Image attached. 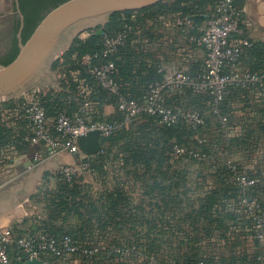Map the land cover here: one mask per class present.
I'll return each mask as SVG.
<instances>
[{
  "label": "trees",
  "instance_id": "1",
  "mask_svg": "<svg viewBox=\"0 0 264 264\" xmlns=\"http://www.w3.org/2000/svg\"><path fill=\"white\" fill-rule=\"evenodd\" d=\"M65 1L67 0H17L18 9L24 16V27L21 32L22 42L25 43L30 38L38 24L51 10ZM169 1L170 0H163L154 5L139 10H128L120 13H114L107 25L103 27V35H97V29H89L88 31H86L88 36L85 38L81 37V34L78 35L73 40L70 47L51 65L52 70L58 69L59 72L62 73L60 86L61 89H50L47 92L43 91L42 93H40L42 95L40 96L41 98L39 102L45 108L47 116L55 119L60 114H73L79 111L80 106L84 100L83 96L81 97V99L77 97V92L79 88L82 87L81 81H84V85L86 84V86L90 87L92 93L87 95V97L90 101H97L99 108H103V105L106 102H113L111 101L112 99L108 97L109 95L107 91L98 84L95 77L90 73L91 67L95 66L98 61L92 60L91 63L86 64L83 58L87 54H94L102 48L103 37L105 34L115 35L123 29L125 25V20L123 19L124 16L129 17L128 22L132 24L134 31L136 25L145 24L147 19L156 20L159 18V16L166 15L167 11H165L164 7L168 4ZM175 2L176 3L174 4V6L177 7L175 8V10H177L178 12H182L180 15H194L206 13L208 9L204 11L205 6H211L214 3V0H175ZM182 3L183 5H181ZM131 15H135V18L131 19ZM20 26L21 18L17 23L16 30L8 52L2 59L0 64H10L19 54L20 38L18 34L20 32ZM133 31L130 33L125 46L120 48L119 52L113 57V59L116 63L117 79L119 80V82L120 76L123 78L124 82L127 81L130 83L135 82L133 80L134 76H139L140 79L143 77L141 79V84H144V90L142 92L128 93L125 92L121 87L124 94L128 96L131 95V97H139L145 91L149 82L157 79L158 74L156 71V67H154V70L153 68L149 69L146 62L141 59L142 55L140 53H136L134 49L132 50V47L130 46V40ZM242 61L249 70H264V41L253 40L252 47L244 53ZM146 72L148 75H145ZM133 88L134 87H132L131 89ZM235 88L238 87H231L229 88V90ZM184 92H186V90L183 91V93ZM228 94L229 93L226 94L221 106L223 112L226 113H229L228 111H230L226 106L228 105V102L232 101L233 99V97H231V95L229 96ZM113 99L116 100V98ZM209 99L210 105L211 98L209 97ZM177 100L178 103L183 105L182 103H184V100H186V96H182V98ZM180 100L182 102H179ZM19 101L22 103L23 107L26 99L22 98L19 99ZM193 101L190 100L189 102H192L193 104L197 103V101ZM202 102H205V99L202 101L200 100V103ZM115 104L117 108V101H115ZM196 106L198 105L196 104ZM11 107V102H9L7 104V108ZM64 110H68L69 112ZM200 110L203 111L204 109ZM118 111L120 112V110ZM259 112L251 115V118L247 120L246 132L236 137L232 136L229 142H226L222 136V133H220L218 134L219 141L215 139L212 148H210L211 145L206 146L208 150L215 151L218 156L216 164L217 169H210L208 173L209 182L211 183L212 189L209 195H207V197L204 199L206 200V203L202 204L205 207L203 206V208L195 210V213L191 215H183V217L179 218L176 216H169L165 214L166 212L164 211H162V214L158 217H156L157 213L150 212V217L146 218V220L142 222L147 228L146 233L149 234V241L145 243H134L132 245H135L137 248L138 244H140L142 247L147 248L150 251L154 249H160V240L155 236L152 237V235L163 234L171 231L174 232L175 230L181 231V233L185 234L189 232V229L187 228H193L198 238L196 240L197 243H199V241L203 239H205V241L209 239L208 241L210 242L211 237L209 235L213 233L222 234L223 237L228 232L232 233V238H230V241L233 238L235 239L234 246L237 245L239 247V258H236L237 253L235 257L228 259L227 262L215 256H206L204 258H186L184 261H182L179 257H173L172 260L176 261L179 264H195L199 260L203 259L207 260V263L209 264L215 258H219L224 263L232 264L236 261L244 262L250 259H254V257L257 256V254L259 253V244L254 236L252 223L243 211V208L240 204L242 193L236 181L234 180L233 173L226 164V161L229 158L232 159L229 156L231 154L241 153V155L245 157L253 154L251 151L252 148L250 147L253 145L256 146L261 141L264 145V109L260 110ZM22 116L24 117L23 110ZM145 116L147 118V122L141 124L135 130L128 131L125 129H119L110 136H104L101 141L103 145L102 151L94 156H90L91 168L96 171L102 170L95 169L96 166L98 168H102L103 166H105V161L100 160V156L106 150V146L113 147L114 145H118L119 147H122V142H129V144L131 145V151L134 153L135 157H139V155H146L148 153H150L151 155H157L160 153L159 155L162 156V154H164V147L165 145H167L168 141L176 137L179 139L183 138V135L187 131L186 123L183 120L175 123L172 126H166L163 125L160 122L159 118L156 116ZM99 118L93 117L92 120H99ZM206 119L208 124H210L211 119H209L207 116ZM157 121L160 122V127L156 125ZM27 122L29 123L30 128L27 127ZM216 128L217 130H219V126ZM4 130L6 132H3ZM0 131V151L3 149H7V151H11L12 153L29 154L31 153L33 148H35V145L30 142V138L33 135V126L31 122L25 117L23 123H20L16 127H8V129L1 128ZM179 143L182 144V142ZM217 144H222V146H224V149L227 151V154L229 152V155H227L226 157H224V155H221L218 150L215 149ZM1 152L0 157L2 154ZM137 159L141 158L139 157ZM236 163L241 167V169H243L240 161H236ZM255 169H264V155L259 158L258 165L255 167ZM168 170L169 169H164L163 164L160 167H154L153 164L151 165V168L148 169V171L150 172L151 180H149V191L146 193V195L144 194L145 198H149V200L155 201H166V199L170 198V194L168 195L164 190H169V187L180 186L181 182H175L173 176H169L170 174ZM155 174H158L160 177L158 178ZM47 175H49L48 172ZM58 175L63 182H61L60 184L58 183V186L55 189L51 190L49 200L47 201L48 203H46L45 207L49 222L53 224L57 221L67 222L69 217H76L77 219L82 221V224L80 226L81 229H77V226H75L76 228H73L74 226L69 225L68 230L61 228L62 231H60L59 227H55L52 229L42 228L43 230H46L57 236L69 234L77 240L78 238H81L83 240L84 236H86L87 234L89 236L95 235L96 231H101L102 234L110 233V225L114 223L118 224V222L121 219H124L126 215H130L131 208L130 211H127V213H123L122 211L124 210V196H122L121 194L112 196L108 195L107 197H103L102 199H99L100 203H95L94 201H86L84 198L85 196L81 193L80 187L76 185V180H78L80 177L75 178L72 181H68L59 173ZM250 176L254 177L253 175ZM201 179L199 178V180H197V184L201 185L204 183V181H202ZM70 182H74L75 184L70 186ZM165 186H167V188L163 189V187ZM159 187H161V189ZM156 189L159 190V193H155ZM40 193H42L41 190L38 194L40 195ZM38 194L36 196L34 195V198L37 197ZM249 195L264 197V177H262L261 180L259 178L257 185L249 190ZM227 201H230V203L233 204V208L231 210L226 209ZM135 207L137 208V206ZM128 218L131 226L136 227L138 225L137 210L134 214H132L131 218L130 216H128ZM26 222L27 219L23 221V223ZM121 223H124V221H121ZM37 226V231L42 230L41 225L37 224ZM243 228L248 229L246 233H244V230L242 231ZM30 229V232H35L32 229V226L30 227ZM238 229H241V232H239ZM25 232L29 233L27 231L19 230V234ZM242 235H247V237L242 238ZM79 241L85 245H95L89 244L85 241ZM190 242L191 240L189 239L187 243ZM248 243H251V245L248 246ZM253 245L254 247H256V250L255 253L253 252L251 254L249 252V249L253 250ZM102 256L106 255H98L94 258L96 259ZM166 261L167 260L162 261L159 264L170 263ZM10 264H23V260H19L16 257H13Z\"/></svg>",
  "mask_w": 264,
  "mask_h": 264
},
{
  "label": "built area",
  "instance_id": "2",
  "mask_svg": "<svg viewBox=\"0 0 264 264\" xmlns=\"http://www.w3.org/2000/svg\"><path fill=\"white\" fill-rule=\"evenodd\" d=\"M241 3L242 0H214L208 11L201 14L205 22L203 27L195 22L193 15H177L174 21L181 35L193 48L205 50V60L196 72L184 70L164 72L163 68H159L158 72L164 73V77L150 81L139 97L127 96L122 92L113 59L120 48L125 46L133 31L132 24L128 22L129 17L124 16L123 29L115 35L105 34L102 48L83 58L86 64L91 63L92 60L98 61L91 67L90 73L109 96L116 98L117 108L123 112V118L110 121L90 120L88 116L91 101L82 92L84 100L79 111L73 114L63 113L52 120L47 116L41 103L33 98L26 100L23 105L24 117L33 126L30 142L35 146L45 145L46 155L50 157L57 156L62 151L76 156V162L64 163L58 168V173L62 177L72 181L94 171L90 159V156L94 155L85 154L79 144L82 135L99 129L102 137L110 136L144 112L158 117L166 126H172L181 120L185 121L195 131V146L189 148L183 144H175L174 152L206 161L216 167L218 155L215 151L207 149L209 140L198 132L209 126L206 116L198 109L188 111L174 109L166 103V97L173 92L185 90L209 95L210 113L225 141H230L233 136L230 113L223 112L221 107L229 88L256 90L264 96V70L252 71L242 66V57L252 47L253 40L244 30V9ZM130 18H135V15H131ZM41 155L38 152L35 158L39 159ZM226 164L242 193L240 204L252 223L254 236L259 244V253L254 259L236 261L232 264H264V197L249 195V190L257 185L258 180L244 172L235 160L229 158ZM136 249L135 245L128 247L85 245L69 234L57 236L46 230L19 234L10 227L0 229V264H10L13 257L23 260V264L26 260L34 258L42 259L45 264H53L51 260L74 255L94 258L98 255H124ZM150 262L158 264L153 257ZM169 264L179 263L172 260ZM195 264L208 263L203 259ZM209 264L228 263L215 258Z\"/></svg>",
  "mask_w": 264,
  "mask_h": 264
},
{
  "label": "rangeland",
  "instance_id": "3",
  "mask_svg": "<svg viewBox=\"0 0 264 264\" xmlns=\"http://www.w3.org/2000/svg\"><path fill=\"white\" fill-rule=\"evenodd\" d=\"M0 3L1 5H4L5 0H0ZM175 3V0H170L164 7L165 11H167L166 15L161 16H167L169 20H173L177 15H180L182 12H178L177 10H175V8H177L174 6ZM181 5H183V3ZM209 8L210 5H206L204 11ZM112 15H110L107 20L105 19L99 22L90 29L98 30L99 28L105 27L110 21ZM20 18L21 16L18 10L17 0H8V4L4 5V8L2 9V11H0V62L8 52L16 30L17 23ZM86 31L81 33V37L85 38L88 36ZM56 59H54V61ZM54 61L52 62V64L54 63ZM242 66L248 69L246 65L243 64V61ZM47 71L43 76L45 77V84L40 87V93H42L43 91L47 92L50 89H61V77L59 76V73L52 71L50 68ZM34 91L35 87L29 90V92L31 93V98L39 101L42 94L38 93L37 90L36 95ZM238 92H245V89H230L228 95L234 97ZM27 93L28 92L18 97L0 102V129L16 127L20 123H23V107L19 99H26L24 95H26ZM181 96H186V100H184V103H182L183 105L177 102V99H180ZM77 97L80 99L82 97L81 88H79L77 92ZM108 97L112 99L111 101L113 102H106L103 105V108H99L98 104H95L92 108L94 115L97 118L100 117L99 120L101 121L122 119L124 114L123 112H119L117 110L115 104L116 100L113 99L115 97ZM204 99L205 102L200 103V100L202 101ZM235 99L236 100L232 102V104L234 103L235 106L232 105L231 107L227 108L228 110H230V125L231 127H233V129H235L234 131L236 137L238 135L237 132L239 134L241 132L244 133L247 129V125L241 124V121L249 120L251 118L250 112L256 111L257 109L256 107L249 106L245 101L242 102V100L238 101V98ZM190 100H195L197 101V103L193 104L192 102H189ZM209 101L210 99L206 93L194 90H186V92L182 94L172 93L171 95H169V97H166V103L177 110L188 111L193 109H204L203 111H200L204 112L203 114L207 115V117L211 119L210 124L206 127V129H201L198 132L199 134L207 137V139L209 140L208 146H210L211 143L213 144V142L211 141L212 138L210 137L211 133L209 130L211 129L212 125L214 127H218L217 122L212 120L214 118H212V115L210 114ZM9 102H11V108H7V104ZM179 102L182 101L180 100ZM196 104L198 106H196ZM249 107H251L252 109H249ZM145 115L149 114L144 112L140 113L123 129L128 131L137 129L138 126L147 122V118ZM51 119L54 118L51 117ZM26 124L27 127L30 128L29 123L27 122ZM156 125L158 127L161 126L159 121L156 122ZM186 129L187 131L183 135V138L179 139L176 137L168 141L167 145H165L164 147V154H162V156L159 155L160 153L157 155H151L150 153H148L146 155H139L141 159H137L139 157H135L134 153L131 151V145L129 144V142H122V147H119L118 145H114L113 147H105L106 150L100 156V160L105 161V166H103L102 168H98L97 166L95 167V169L102 170H94L82 175L78 180H76V185L80 187L81 193L85 196L83 197L86 201H94L95 203L99 202V199L107 197L108 195L112 196L121 194L122 196H124V210H122L123 213H127V211H130L131 208V213L130 215L128 214V216H130L131 218L132 214H134L137 210L138 225L136 227L131 226L129 218L126 215L124 219H121L118 222V224L114 223L110 225V233L102 234L101 231H96L95 235L89 236L87 234L86 236H84L83 240L81 238H78V240L85 241L89 244H100L104 246L119 245L126 247L131 246L134 243H145L149 241V234L146 233L147 228L142 222L145 221L146 218L150 217V212L157 213L156 217H158L162 214V211H164L166 212L165 214L169 216H176L179 218L183 217V215H191L195 213V210L203 208L204 205L202 204L206 203V200L204 199L207 197V195H209L212 189L211 183L209 182L208 173L210 169L217 168L213 167L211 163H208L206 161L194 159L189 156L178 155L174 152L173 146L175 144H180L179 142H182L183 145L189 148L195 146V131L187 123ZM3 132L6 131L4 130ZM216 132L220 134L219 130H217ZM250 148H252V153H254L257 157L261 158L264 155V145L262 141L256 146L253 145ZM1 151L0 152L2 154L0 160L4 159V156L12 154V152L7 151V149H3ZM152 164L154 167H160L163 164L164 169H169V176H173L175 182H181L179 187L174 186L169 187V190H164L168 195L170 194V198L166 199V201L149 200V198H145L144 196V194L146 195V193L149 191V180H151V177L148 169L151 168ZM1 171L2 169H0V172ZM48 173L49 175H47V172L44 174L38 190L31 195L33 212L31 216L27 217V222L25 223L26 228H24L25 231L30 232L31 225L37 224L41 225V229H52L55 227H59V230L62 231L61 228L68 230L69 225L74 226L73 228H76L75 226H77V229H81L80 226L82 224V221L77 219L76 217H69L67 222L57 221L54 224L49 222L48 214L45 209L46 203H48L47 201L49 200L51 190L55 189L58 186L57 184H60L63 181H61L57 171L54 174L50 172ZM155 175L158 178L160 177L158 174ZM199 178H202L201 180L204 181V183L201 185L197 184V180H199ZM69 184L70 186H72L75 183L70 182ZM159 188L161 189V187ZM165 188H167V186L163 187V189ZM157 189L155 190V193H159V190ZM40 190L42 191V193H40L39 195L38 193ZM37 194L38 196L34 198V195L36 196ZM135 206H137V208ZM121 221H124V223H121ZM10 228L14 229L17 233L19 232L16 230L17 228L15 229V226H11ZM187 229H189V232L185 234L181 233V231L175 230L174 232L171 231L163 234L152 235V237H157V239H159L161 243L160 249H154L152 251L138 244L135 251H131L124 255L111 254L109 256H102L96 259L74 255L64 259H54L51 261L53 264H152L150 260L153 257L159 264L160 262L165 260H167L166 262H170L175 256L181 258L182 261H184L186 258H204L206 256H215L227 262L228 259L235 257L236 253V258H239V247L237 245L234 246L235 239L233 238L230 241V238H232V233L228 232L226 233V235H224V237L222 234L213 233L209 235L211 237L210 242L208 241L209 239H207V241L203 239L204 241L201 240L199 241V243H197L196 240L198 238L195 230L193 228ZM189 239L191 240V242L187 243ZM250 245L251 243H248V246ZM255 250L256 247H254L253 245V250L249 249V252L252 254L253 252L255 253Z\"/></svg>",
  "mask_w": 264,
  "mask_h": 264
},
{
  "label": "crops",
  "instance_id": "4",
  "mask_svg": "<svg viewBox=\"0 0 264 264\" xmlns=\"http://www.w3.org/2000/svg\"><path fill=\"white\" fill-rule=\"evenodd\" d=\"M7 4L8 0H5L4 5ZM4 5L0 3V11H2ZM242 6L244 9V30L247 35L254 41H264V0H242ZM174 20L175 19L169 20L167 16H159L156 20L147 19L145 24L136 25L130 40L132 50L134 49L136 53L142 55L141 59L146 62L149 69L153 68L154 70V67H156L158 79L164 77V73H158L159 68H163L164 72L173 70L196 72L205 60V50L203 48H193L190 46L189 42L181 35ZM204 23V20H202L199 26L203 27ZM69 47L70 45L66 47L65 51ZM49 68L51 69V67ZM52 71L58 72L59 76L62 77V73L59 72L58 69ZM145 75H148L147 72ZM141 79L139 76H134L133 80L135 82L130 83L127 81L124 82L123 78L120 76V84L125 92H142L144 90V84H141ZM44 82L45 77L40 85L35 86L34 92L36 95L37 90L45 84ZM81 86L82 92L86 95L92 93L90 87L86 86V84L84 85V81H81ZM132 87L134 88L131 89ZM40 92L38 91V93ZM173 93L182 94L183 92L177 91ZM227 93H229V91ZM24 96L27 100L32 99L29 91ZM235 98H238V101L242 100V102H247L249 106L256 107L257 110L250 112V116L264 109V96L256 90L238 92L236 96L233 97L232 101L228 102L226 107L235 106L234 103L232 104V102L236 100ZM95 104H98V102H94V100L91 101V108L88 116L90 120L96 117L92 110ZM249 109L252 108L249 107ZM228 112L230 113V111ZM241 124L247 125V120L241 121ZM215 127L212 125L209 130L211 133L210 137L212 138V140H210L213 144L215 139L219 141V136ZM234 130L235 129L232 127L233 136H235ZM242 133L243 132L239 134L237 132V136ZM213 144L211 143L210 148H212ZM215 149H217L221 155H224V157L229 155V152L227 154L222 144H220V146L216 145ZM38 152L42 155L41 158L36 159L35 155ZM229 156L233 160H239L242 164L243 171L249 175H253L258 181L259 178L261 180V178L264 177V169H255L260 157H257L254 153L247 157L241 155V153L231 154ZM76 160L77 157L67 151H62L57 156H47L45 145H43V147L35 146L29 154L12 153L11 155L4 156V159L0 160V169H2L0 172V229L15 226L17 231H25L24 228L26 227L23 221L27 219L28 216H31L33 212L31 195L38 190L44 174L46 172L54 174L56 171L58 172V168L61 164L74 163ZM226 204V209L231 210L233 208V204L230 203V201H227ZM31 226L34 231L38 230L37 225ZM243 230L244 233H246L248 229L243 228L242 231ZM238 231L241 232V229H238ZM21 234H26V232ZM245 237H247V235H242V238Z\"/></svg>",
  "mask_w": 264,
  "mask_h": 264
},
{
  "label": "water",
  "instance_id": "5",
  "mask_svg": "<svg viewBox=\"0 0 264 264\" xmlns=\"http://www.w3.org/2000/svg\"><path fill=\"white\" fill-rule=\"evenodd\" d=\"M163 0H67L51 10L38 24L30 38L23 43L21 32L20 52L8 65L0 64V102L18 97L43 82V76L54 59L58 58L73 39L94 27L110 15L120 11L139 10ZM18 3V2H17ZM199 25L203 15H193ZM97 35H103L99 28ZM66 46V47H65ZM64 50V51H63ZM101 131L94 129L82 135L79 144L87 155L102 151ZM24 264H45L42 259H29Z\"/></svg>",
  "mask_w": 264,
  "mask_h": 264
}]
</instances>
